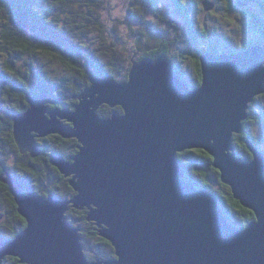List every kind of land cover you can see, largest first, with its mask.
<instances>
[{
  "label": "water",
  "instance_id": "95a60500",
  "mask_svg": "<svg viewBox=\"0 0 264 264\" xmlns=\"http://www.w3.org/2000/svg\"><path fill=\"white\" fill-rule=\"evenodd\" d=\"M149 33L138 52L162 46L163 35ZM200 62L197 89L161 54L134 61L125 82L92 76L74 109L50 108L55 101L46 94L28 96L27 111L14 117L20 151L36 158L37 138L77 139L71 161L51 158L76 196L27 194L13 176L2 179L27 227L0 240V264L8 257L21 264H264V152L247 139L252 159L245 160L235 147L250 106L264 95V47L205 53ZM103 106L123 114L103 118ZM195 149L212 156L222 183L255 214L247 227L230 220L213 191L186 178L178 154ZM70 207L88 211L115 258L88 259L81 230L66 217Z\"/></svg>",
  "mask_w": 264,
  "mask_h": 264
},
{
  "label": "trees",
  "instance_id": "16d2710c",
  "mask_svg": "<svg viewBox=\"0 0 264 264\" xmlns=\"http://www.w3.org/2000/svg\"><path fill=\"white\" fill-rule=\"evenodd\" d=\"M107 0H0V240L16 238L26 227L27 221L18 212V205L11 188L2 179L13 176L25 188V192L38 193L42 197L55 195L69 200L76 196L70 180L52 164V156H62L71 161L78 153L77 139H65L60 135H50L36 140L41 154L33 158L23 154L14 136V117L27 111L30 94H47L55 104L51 108H71L79 103V96L90 85L92 76L104 74L116 77L120 82L129 78L135 41L156 29L154 23L137 14L146 29L133 30L131 46L133 50H120L121 44L116 28L108 22L110 8ZM175 1V0H173ZM257 4L264 15V0H242ZM154 12L158 9L156 0H148ZM227 9L233 5L229 1ZM183 0H176L178 8H184ZM134 16L133 14H131ZM157 15V14H156ZM139 17V18H138ZM159 18V16L157 15ZM254 24L261 37L243 45L241 50L258 45L264 47V22L254 17ZM145 20V21H144ZM253 27V26H252ZM205 30L204 32H206ZM208 33V32H206ZM204 34V33H202ZM208 35V34H207ZM158 50L142 55V59H157L167 54L171 59L172 41L165 35ZM194 38V37H193ZM207 36L204 39H206ZM202 41L201 39H198ZM196 47L192 61L198 68L200 81L192 85L184 72L173 60L177 74L192 89L202 84L200 57L205 53H235L233 48L219 51L209 42ZM198 45V46H197ZM240 51V50H238ZM138 61V62H139ZM264 95L259 96L250 106L246 130L235 136V147L240 157L251 160L246 141L251 139L260 147L253 128L264 130ZM264 104V103H263ZM123 114V109L103 106L99 114L109 118L113 114ZM186 178L199 188H208L219 198L220 204L233 223L247 227L256 219L255 214L237 201L229 186L221 181V174L213 167L214 159L204 150L195 149L179 153ZM218 186V188H217ZM87 210L70 208L66 217L81 229L82 245L89 260L116 257L112 244L100 237L93 222L87 220ZM4 264H21L18 258L8 257Z\"/></svg>",
  "mask_w": 264,
  "mask_h": 264
},
{
  "label": "rangeland",
  "instance_id": "374dc122",
  "mask_svg": "<svg viewBox=\"0 0 264 264\" xmlns=\"http://www.w3.org/2000/svg\"><path fill=\"white\" fill-rule=\"evenodd\" d=\"M229 1L183 0L185 7L178 8L176 0H156L158 9L154 12L148 0H107L110 8L107 17L111 26L116 28V35L122 37L121 44L118 42L116 47L122 51L125 48H127L125 50L132 49L130 42L133 30L141 28L147 30L145 25L142 26L143 21L137 19L135 14L154 23L155 28L162 32L161 35L174 42L170 55L172 59L178 63L188 81L195 82L196 74L192 63V54L196 49L193 45L194 39L200 43L198 45L209 42L211 46L223 52L228 48L241 50L244 44L261 37L259 30L254 27L256 26L254 17L264 22V15L259 6L244 3L242 0H231L233 8L229 10L227 9ZM205 3L214 4L213 9L207 11ZM205 30L209 34L203 40L201 35ZM201 38L202 41L198 40ZM263 103L264 100L261 105H264ZM253 133L264 152V130L256 127L253 128ZM69 222L79 229L77 224L70 220Z\"/></svg>",
  "mask_w": 264,
  "mask_h": 264
},
{
  "label": "flooded vegetation",
  "instance_id": "af4514ba",
  "mask_svg": "<svg viewBox=\"0 0 264 264\" xmlns=\"http://www.w3.org/2000/svg\"><path fill=\"white\" fill-rule=\"evenodd\" d=\"M150 31H148V33H149ZM148 33H146V35L145 36H141V37H139L136 41H135V44H134V48H133V46H131L130 48H132L131 50H133L134 52H133V56H132V58H131V60H132V65H133V62L134 61H139L140 59H141V57H142V55H144L145 53H140V52H138L137 51V42H138V40H142L143 42H145L146 41V39H147V36H148ZM207 34H209V33H206V32H204V34H198V35H201L203 38H205L206 36H207ZM196 37V36H195ZM171 47H172V45H171ZM129 48V49H130ZM154 51V50H153ZM177 63V62H176ZM192 63H193V61H192ZM177 65H178V63H177ZM195 65H196V63H195ZM195 65H194V63H193V67H194V71H195V74H196V77H195V82H192V85H195V84H198L199 83V81H200V75H199V73H198V68L197 67H195ZM179 66V65H178ZM180 67V66H179Z\"/></svg>",
  "mask_w": 264,
  "mask_h": 264
},
{
  "label": "clouds",
  "instance_id": "9594fccd",
  "mask_svg": "<svg viewBox=\"0 0 264 264\" xmlns=\"http://www.w3.org/2000/svg\"><path fill=\"white\" fill-rule=\"evenodd\" d=\"M203 55V54H202ZM175 68V67H174ZM175 71H176V69H175ZM176 74H177V72H176ZM178 75V74H177ZM179 76V75H178ZM180 77V76H179ZM116 78V77H115ZM181 78V77H180ZM117 79V78H116ZM182 79V78H181ZM183 80V79H182ZM119 81V80H118ZM120 82V81H119ZM184 82V81H183ZM186 83V82H185ZM186 84H188V83H186ZM189 85V84H188ZM190 86V85H189ZM190 88H191V86H190ZM192 89V88H191ZM30 95H42V94H30ZM47 95V94H46ZM254 104V103H253ZM252 104V105H253ZM51 106V105H50ZM49 106V107H50ZM51 108V107H50ZM56 108V107H55ZM63 108V107H62ZM250 111V110H249ZM101 116V115H100ZM110 118V117H109ZM261 149V148H260ZM69 161V160H68ZM64 176V175H63ZM68 179V178H67ZM25 189V188H24ZM32 193H34V192H32ZM28 194V193H27ZM38 194V193H37ZM64 200V199H63ZM70 200V199H69ZM71 208V207H70ZM67 214V213H66ZM68 219V218H67ZM76 228V227H75ZM81 230V229H80ZM5 261V260H4ZM91 261V260H90ZM95 261V260H94Z\"/></svg>",
  "mask_w": 264,
  "mask_h": 264
},
{
  "label": "bare ground",
  "instance_id": "6f19581e",
  "mask_svg": "<svg viewBox=\"0 0 264 264\" xmlns=\"http://www.w3.org/2000/svg\"><path fill=\"white\" fill-rule=\"evenodd\" d=\"M153 31V30H152Z\"/></svg>",
  "mask_w": 264,
  "mask_h": 264
}]
</instances>
